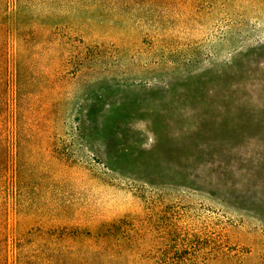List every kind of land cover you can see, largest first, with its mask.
<instances>
[{
  "label": "rangeland",
  "instance_id": "374dc122",
  "mask_svg": "<svg viewBox=\"0 0 264 264\" xmlns=\"http://www.w3.org/2000/svg\"><path fill=\"white\" fill-rule=\"evenodd\" d=\"M29 1L56 12L46 24L75 34L76 19L98 33L113 24L118 47L82 64L76 40L51 54L23 51L0 96L18 171L17 189L0 188V211L9 234L32 229L22 264H121L87 240L36 229L120 216L134 206L130 185L173 214L211 211L216 232L226 228L230 246H249L251 263L264 264V14L210 29L190 0ZM94 1L99 9L76 11ZM260 2L238 3L245 12ZM6 246L0 259L13 264L11 238Z\"/></svg>",
  "mask_w": 264,
  "mask_h": 264
},
{
  "label": "trees",
  "instance_id": "16d2710c",
  "mask_svg": "<svg viewBox=\"0 0 264 264\" xmlns=\"http://www.w3.org/2000/svg\"><path fill=\"white\" fill-rule=\"evenodd\" d=\"M239 1L190 0V3L196 18H212L210 29H215L220 24L229 26L238 19L247 18L248 14H264V0L260 2L262 7L259 11L245 12L241 10ZM93 6L99 9L101 1H94L84 7L76 6V11L85 10L82 14L88 15L91 13L90 7ZM105 9L102 8L101 11L106 13ZM52 11L45 12L29 0H0V96L5 101L6 92L9 91L16 73L17 60L20 61L23 51L51 54L61 50L64 40L70 44L76 40V60L82 64L92 59L97 63L106 57V51L111 56L110 49L118 47L117 39L111 37L108 32V28L112 29L113 24H105L106 30L98 33L95 31L98 29L96 23L89 28L86 27L85 20L76 19L75 34L69 32L71 28L68 23H64L63 28L46 24L47 19L56 13ZM207 33H210L209 29ZM71 57L72 53L68 51L67 56L63 58L68 61ZM4 113L6 115V111ZM4 113H0V188L6 189L10 186L17 189L16 166L14 165L12 171L9 169L11 159L7 153V123ZM10 147L13 145L10 144ZM95 164L97 170L106 174V166ZM104 183L112 185L109 181ZM117 186L121 187L122 184ZM124 189L131 194L134 206L128 207L120 216L97 220L89 225H63L60 228L47 229L40 227L36 231L54 235L60 229L59 235L62 238L87 240V247L91 252H99L105 254L104 256L113 254L119 257L121 264H252L253 253L249 246L241 242L230 246L226 228H219L221 233L216 232L218 228L212 222L214 216L211 211L205 216L204 213L190 210L191 208H182L173 214L169 203L159 204L153 196L144 194L142 188L130 185ZM18 198L19 194L16 193L13 198L16 206L20 201ZM15 215L20 217V214ZM198 223L207 227H198ZM29 228L15 226L14 231L9 234L5 218L0 211V251L1 246L6 250L11 238L13 264L23 262V252L28 244L24 238L32 230ZM0 264L7 262L0 259Z\"/></svg>",
  "mask_w": 264,
  "mask_h": 264
}]
</instances>
